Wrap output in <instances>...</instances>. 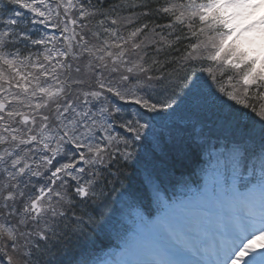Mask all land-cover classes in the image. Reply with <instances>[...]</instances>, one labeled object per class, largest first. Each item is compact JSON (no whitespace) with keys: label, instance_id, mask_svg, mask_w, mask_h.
Listing matches in <instances>:
<instances>
[{"label":"snow or ice","instance_id":"obj_1","mask_svg":"<svg viewBox=\"0 0 264 264\" xmlns=\"http://www.w3.org/2000/svg\"><path fill=\"white\" fill-rule=\"evenodd\" d=\"M0 264H264V0H0Z\"/></svg>","mask_w":264,"mask_h":264},{"label":"trees","instance_id":"obj_2","mask_svg":"<svg viewBox=\"0 0 264 264\" xmlns=\"http://www.w3.org/2000/svg\"><path fill=\"white\" fill-rule=\"evenodd\" d=\"M129 174H130V176H131V178H132V182H133V183H134L135 180H136V183H135L134 185H135V186H139V179H140L139 175L136 174L135 172H133L131 169L129 170Z\"/></svg>","mask_w":264,"mask_h":264},{"label":"rangeland","instance_id":"obj_3","mask_svg":"<svg viewBox=\"0 0 264 264\" xmlns=\"http://www.w3.org/2000/svg\"><path fill=\"white\" fill-rule=\"evenodd\" d=\"M211 175V174H210ZM209 175V176H210ZM207 181H208V178H207ZM190 196V195H189ZM183 212V211H182ZM166 214H167V212H164V213H162L161 214V217L160 218H158L157 220H160V219H162V218H164L165 216H166ZM150 232V231H149ZM149 232H147L146 234H148ZM145 234V235H146ZM144 238V237H143ZM168 238H167V235L165 234V240H167ZM144 242H145V240H144ZM168 245V244H167Z\"/></svg>","mask_w":264,"mask_h":264},{"label":"bare ground","instance_id":"obj_4","mask_svg":"<svg viewBox=\"0 0 264 264\" xmlns=\"http://www.w3.org/2000/svg\"><path fill=\"white\" fill-rule=\"evenodd\" d=\"M135 183H136V180H135V182L133 184H135ZM217 230H218V227H217Z\"/></svg>","mask_w":264,"mask_h":264}]
</instances>
